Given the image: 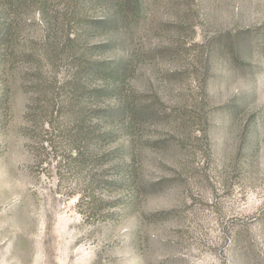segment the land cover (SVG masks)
<instances>
[{"label": "rangeland", "instance_id": "rangeland-1", "mask_svg": "<svg viewBox=\"0 0 264 264\" xmlns=\"http://www.w3.org/2000/svg\"><path fill=\"white\" fill-rule=\"evenodd\" d=\"M68 2L0 0V264H264V0L94 7L82 57ZM122 56L130 130L78 76Z\"/></svg>", "mask_w": 264, "mask_h": 264}, {"label": "trees", "instance_id": "trees-1", "mask_svg": "<svg viewBox=\"0 0 264 264\" xmlns=\"http://www.w3.org/2000/svg\"><path fill=\"white\" fill-rule=\"evenodd\" d=\"M39 2L45 6L48 0H39ZM143 3L144 0H69L66 10L69 18L68 20L74 25L80 28L82 27V30L78 29L74 32H69L65 34V36L61 32L60 35H56L54 39L59 41L64 37L65 44L67 42L70 43V45L72 44L71 49H76L79 56L82 57L84 50L81 48H84V43H87L88 39L93 37V29H91L93 24L92 21L89 20L84 24L88 10L94 7H102L104 9L105 14L99 19V23L96 27L101 28L102 32L108 35L111 33V29H114L116 26H121V30H124V32L130 30L132 24L135 22L134 20L140 16V14H134L132 6L135 4L136 7L140 8ZM110 39L112 40V38ZM99 48L94 46L92 50H98ZM132 73L133 65L124 56L120 57L118 60H105L104 62L96 63L93 65L92 69L85 70L83 68L78 72V76L81 78L99 79L105 82L106 86L98 92L97 96L119 97L116 111L113 112V108H107L102 111L103 113L101 116L102 120H105L108 124H115L120 121V124H122L126 130H130L134 126L137 116L140 117L138 112L137 116L133 112L131 103L125 93L127 79L129 76L131 77ZM91 97L92 96L88 94V96L85 97L86 101L90 100Z\"/></svg>", "mask_w": 264, "mask_h": 264}]
</instances>
